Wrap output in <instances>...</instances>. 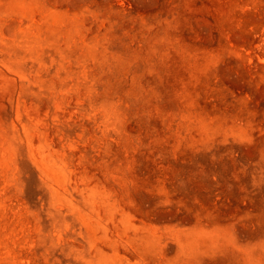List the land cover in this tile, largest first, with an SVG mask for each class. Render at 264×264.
I'll return each mask as SVG.
<instances>
[{"label": "rangeland", "instance_id": "rangeland-1", "mask_svg": "<svg viewBox=\"0 0 264 264\" xmlns=\"http://www.w3.org/2000/svg\"><path fill=\"white\" fill-rule=\"evenodd\" d=\"M0 264H264V0H0Z\"/></svg>", "mask_w": 264, "mask_h": 264}]
</instances>
